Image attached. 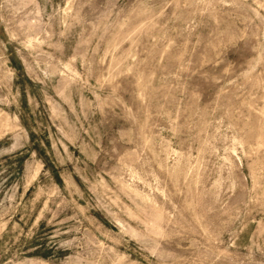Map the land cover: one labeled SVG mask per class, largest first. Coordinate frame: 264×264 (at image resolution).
Listing matches in <instances>:
<instances>
[{
    "label": "rangeland",
    "instance_id": "obj_1",
    "mask_svg": "<svg viewBox=\"0 0 264 264\" xmlns=\"http://www.w3.org/2000/svg\"><path fill=\"white\" fill-rule=\"evenodd\" d=\"M0 264H264V0H0Z\"/></svg>",
    "mask_w": 264,
    "mask_h": 264
}]
</instances>
